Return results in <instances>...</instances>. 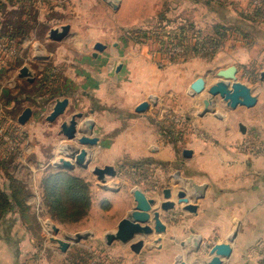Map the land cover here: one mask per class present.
<instances>
[{
	"label": "rangeland",
	"instance_id": "obj_1",
	"mask_svg": "<svg viewBox=\"0 0 264 264\" xmlns=\"http://www.w3.org/2000/svg\"><path fill=\"white\" fill-rule=\"evenodd\" d=\"M118 3L115 8L108 0H0V108L3 116L10 112L4 118L9 128L3 127L12 137L13 146L3 136L0 139L10 150L17 147L12 131L20 140L16 153L0 151L5 161V166L0 167V184L9 191L5 175L16 177L26 192L28 205L24 212L15 205L0 222L8 219L1 230L10 231L15 241L23 244V260L19 258V264H146V260L133 258L125 249L107 247L106 233L118 211H111L95 191V187L104 190V186L93 168L108 165L103 161L100 142L96 148L84 145L88 152L86 159L90 161L87 167L76 164L68 155L71 145L77 147L79 143L65 137L61 123L74 113H83L79 123L84 124L86 119L93 121V128L84 125L87 133L94 134L96 120L86 115L90 110L67 111L57 120L47 119L57 98H71V109L75 110L86 102L88 94L102 93L103 84H97L96 80L94 89L87 91L81 86L80 81H86V73L91 74L93 68L95 73H102L94 77L100 81L103 77L106 86L109 83L107 87L111 88L108 94L115 97L118 91H126L124 83L128 85L134 77L138 79L132 73L139 75L144 71L152 81V86H143L142 91L149 96V109L155 110L152 122L159 124L161 137L164 140L167 137L175 146L178 160L185 157L183 150L200 137L215 144L212 130L203 129L202 116L225 121L233 110L218 96L211 110L203 114L206 92L190 93V85L197 77L203 76L210 85L218 79L221 68L236 65L238 79L264 95L261 86L264 82V0H119ZM63 25L70 26L68 35L62 41L51 39L50 30ZM98 42L105 44L106 50H97ZM123 63L131 69L126 76L119 69ZM146 64L148 67H143ZM24 66L29 67L33 81L20 76ZM82 71L83 77L77 78ZM118 102L124 104L121 99ZM27 107H32L33 112L21 126L18 117ZM114 107L119 111L126 109L119 104ZM130 110L133 113L134 109ZM117 112H114L116 117ZM87 133L79 132L80 135ZM99 133H103L101 129ZM218 135L221 137L222 132ZM247 145L248 142L243 147ZM153 149L158 146L154 145ZM62 158L71 160L74 169L58 168L56 164ZM39 161L48 167L36 173ZM147 161L156 166L147 159L123 157L117 163L123 180L118 185L108 176V183L125 189L139 186L140 182L148 183L150 168L141 166ZM175 164V160L170 165L161 164L164 177L172 173ZM76 167L81 169L74 172ZM58 169L70 171L87 186L89 199L88 209L83 206L85 214L75 212L71 213L73 219H61L51 211L43 195V181ZM78 234L88 235L77 239ZM27 236L29 242H26ZM58 239L68 242L66 250H62Z\"/></svg>",
	"mask_w": 264,
	"mask_h": 264
},
{
	"label": "crops",
	"instance_id": "obj_2",
	"mask_svg": "<svg viewBox=\"0 0 264 264\" xmlns=\"http://www.w3.org/2000/svg\"><path fill=\"white\" fill-rule=\"evenodd\" d=\"M119 69L123 71L124 76L131 70L125 63ZM99 72L95 73L93 68L92 75L86 73V81H80V83L84 90L89 91L95 88L93 83L96 80L97 84H103L102 93L88 94L86 102L75 107V110L71 109L70 98L66 112L77 109V111L90 110L86 115L95 118V133H87L83 122L79 123L78 127L81 132L90 136L98 133L96 136L100 138L99 144L104 163L114 165L118 170L111 182H117L119 185L121 179L123 180L117 163L125 156L132 157L134 160L154 161L156 166L149 161L141 165L146 168L149 166L150 176L148 183L144 179L146 184L140 182L139 186L148 195L157 197L159 204L165 200L163 190L170 188L172 196L169 200L176 202L173 209L162 212L161 217L167 230L162 234L153 233L145 236V245L141 252L136 253L129 247L130 244L120 241L107 243V247L125 249V252L133 258L146 260V264H181L178 261L180 255V260L186 264H206L210 258L208 245L227 242L228 236L237 230V236L231 242L233 252L229 258L224 259V264H264V95L253 90L259 97L257 104L250 108L238 106L231 110L225 121L209 115L202 116L200 122L204 126L203 129L207 127L212 130L215 144L209 139L200 137L189 145L193 151L192 155L178 160L175 157L177 155L175 146L173 147L167 137L166 140L161 137L158 131L159 124L156 126L152 122L151 115L155 110L149 109L151 105L144 112L136 110L137 106L147 101L149 97L142 93L143 89L152 86V81L147 78L144 71L139 75L131 72L132 76L137 75L138 79L134 77L128 85L124 83L126 91L123 93L118 91L116 97L108 94L111 88L107 87L110 86L109 83L106 86L103 77L102 81L97 76L94 77V74L97 75ZM84 74V71L80 72L77 78H82ZM261 86L264 91V82ZM122 87L121 83L120 88ZM118 99L123 100L124 104L119 103ZM117 104L126 109L119 111L120 109L114 107ZM130 109H134L133 113ZM117 110L119 115L116 117L114 112ZM2 113L3 110L0 108V117L3 119L10 115L9 111L5 116ZM99 117H102V120ZM241 124L245 126V130L241 129ZM20 125L23 126V124ZM99 129L102 130V134L99 133ZM219 132H222L221 137L218 135ZM244 138H248L249 141L246 139L242 142ZM247 142L248 145L243 147ZM154 145H157L158 149H153ZM92 147L96 148V145ZM174 160L176 161L174 170L171 174H165L164 177L161 164L170 165ZM40 166L42 170L37 168ZM37 167L36 173L43 171L42 167L45 168L48 165L39 161ZM79 169L81 168L76 167L74 172H78ZM192 182L207 185L202 198L195 199ZM145 185L150 186L146 188ZM95 188L102 202H107L105 204L109 205L111 211H118L115 222L111 224L108 231L115 232L120 220L135 207L131 189L119 186L115 190ZM183 189L188 193L190 201L198 205L197 212L191 213L183 209L184 204L177 202L178 192ZM8 222V219L0 222V264H19V258L21 262L23 260L24 249L21 247L23 244L19 245V242L10 235V231L1 230L2 226ZM19 224L20 222L17 223ZM192 233H200L203 236L201 248L198 250L191 243L186 242ZM139 238L140 236L137 239ZM26 242H29L28 236ZM21 250L23 252H20ZM18 252L21 253L19 256Z\"/></svg>",
	"mask_w": 264,
	"mask_h": 264
},
{
	"label": "water",
	"instance_id": "obj_3",
	"mask_svg": "<svg viewBox=\"0 0 264 264\" xmlns=\"http://www.w3.org/2000/svg\"><path fill=\"white\" fill-rule=\"evenodd\" d=\"M108 2L113 5V7H118L119 0H108ZM69 30V25H63L60 28H52L49 35L51 39L60 41L68 35ZM95 48L102 51L105 48V44L98 42ZM238 71L239 69L236 65H230L226 68H221L217 73L218 79L210 85L207 84V81L203 76L197 77L192 82L190 85V93L192 95L203 92H206L207 94V97H205L203 101L205 106L203 114L211 110L215 99L218 96L227 104V106L233 109L238 106H246L250 108L257 104L259 100L258 95L253 92V87L238 79ZM20 76H26L30 81L34 80V76L27 66H24L21 69ZM262 78H264V73L262 74ZM69 102L70 99L68 97L57 98L52 111L47 116V119L54 121L64 115ZM150 105L149 101H143L137 106L136 110L138 112H144L150 107ZM32 112V108L27 107L19 116V122L21 124H25L31 117ZM82 117L83 113H75L70 119L63 120L61 123V132L68 140L78 141L80 146L78 145L75 147L71 145L72 150L68 155L75 159L76 164L87 167L90 161L89 159L88 161L86 159L88 152L85 146L96 145L99 142V137L79 134L81 131L78 127V119ZM93 123V121H89L87 119L84 121V124L87 125V127L93 128ZM241 129L245 130V126L243 124H241ZM192 153L193 151L190 148H185L183 150V155L185 157H190ZM73 164L74 163H72L71 160L62 158L61 162L57 163L56 166L58 168L74 169L75 165ZM93 172L98 176V179L102 181L104 189L115 190L112 183H108L107 181L108 176L115 177L118 173L113 165L108 164L104 167L96 166L93 168ZM191 186L195 194V199H199L204 196V190L207 187L206 184L199 185L192 182ZM131 193L135 200V207L130 209L120 220L115 232L107 234V242L112 244L114 241H120L124 244H130L131 249L136 253H139L145 245V236L153 233L162 234L167 230V226L161 217L162 212L173 209L176 206V202L169 200L172 196V190L170 188L163 190V197L165 200L160 204L157 197L148 195L139 186L133 187L131 189ZM177 202L179 204H184L183 209L191 213L197 212L198 205L190 201L188 193L184 189L178 192ZM55 229L57 230L58 227H55ZM87 235L88 234L83 236L86 237ZM83 236L78 234L76 238L80 239ZM138 236H140L139 239H137ZM236 236L237 230L233 231V233L228 236L227 242H219L208 245L210 258L207 260L206 264H224V259L229 258L233 252L231 242ZM202 237L203 236L200 233H192L189 235L186 242L191 243L194 248L198 250L201 248ZM58 240L62 245V250H66L68 248V242L63 241L62 239ZM180 257L181 255L178 257V261L181 264H186L184 261L180 260Z\"/></svg>",
	"mask_w": 264,
	"mask_h": 264
},
{
	"label": "trees",
	"instance_id": "obj_4",
	"mask_svg": "<svg viewBox=\"0 0 264 264\" xmlns=\"http://www.w3.org/2000/svg\"><path fill=\"white\" fill-rule=\"evenodd\" d=\"M6 121L7 120L0 117L1 126H6ZM11 135L17 140V147H19L20 140L17 139L18 134L12 131ZM17 147L15 150H10L0 139V151L3 150L16 153ZM3 166H5V161L0 156V167ZM5 176L9 181L10 190L6 191L4 189L5 187L0 184V220L7 212L11 211L15 205H18L20 207L19 210L22 212L28 208L25 201L26 192L23 186L19 184L17 178L13 175L8 174ZM43 184L44 198L48 202L51 211L57 214L56 216H59L61 219H73L74 217L72 218V214L75 212H84L83 214H85L83 206L85 204L88 209L89 198L86 190L87 186L84 185V182L80 177L65 169H58L57 171L48 174L44 178ZM72 201L75 202V204ZM79 218L75 220H78Z\"/></svg>",
	"mask_w": 264,
	"mask_h": 264
},
{
	"label": "built area",
	"instance_id": "obj_5",
	"mask_svg": "<svg viewBox=\"0 0 264 264\" xmlns=\"http://www.w3.org/2000/svg\"><path fill=\"white\" fill-rule=\"evenodd\" d=\"M5 130L6 129L0 125V136H3L4 137L3 139H5L10 144L12 137Z\"/></svg>",
	"mask_w": 264,
	"mask_h": 264
}]
</instances>
